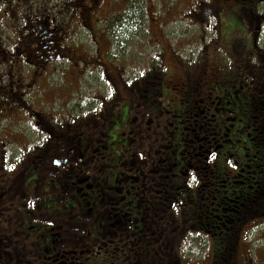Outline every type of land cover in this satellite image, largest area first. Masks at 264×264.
<instances>
[{
	"label": "rangeland",
	"instance_id": "374dc122",
	"mask_svg": "<svg viewBox=\"0 0 264 264\" xmlns=\"http://www.w3.org/2000/svg\"><path fill=\"white\" fill-rule=\"evenodd\" d=\"M52 1L56 3L55 15L58 19H66V8L71 5L69 0H65L67 3L62 0H41V5L47 8L48 5H52ZM127 4L132 7L139 6L144 15H141L142 21L137 24L138 26L133 24L131 29H128V24H123L125 22L121 19L122 13L119 14L125 10ZM105 5L107 6L98 14L99 17L107 12L115 14L107 21L98 23L93 29L75 23L76 18L70 22L66 29L67 34L61 41V45L71 49L67 59L45 62L49 63L46 66L38 58L37 64L23 65L26 71L38 72L34 82L38 97V110L30 109L22 115H19L18 110H5L3 108L4 97L0 96V173L3 170L8 175L16 172L18 176L14 180L17 185L24 176L26 185L21 186L20 189V210H23L24 199H28L26 197L28 194L33 196L36 193V187L41 190L42 194L38 196L33 206L37 209L36 218L39 216L45 224L49 223L50 217L45 210H38L41 201L46 196L60 193V190L63 192L74 187L69 175L78 163L72 162L69 156L61 157V155L54 154L52 146L59 144L60 139L56 140V132H53L55 130L50 132V127L46 126L44 121L48 123L53 120L55 123L68 124V134L73 136L82 133L83 127L85 139L91 145L93 143L91 137H94L95 129L101 126L98 121L103 122L104 118L109 121L110 117L121 115L120 117L124 120L129 116L130 122L133 123L136 110L146 111L143 108L152 102L148 99L147 88L143 87L144 80L149 76L153 82L154 77L158 75L160 82L163 83L160 89L170 98L165 103L162 99H157V102H160L157 106L153 103L154 110L158 114L154 128H160L161 142L166 145L162 148V155L169 152L170 145L177 137V130H179V137L187 135L186 144H191L190 147L187 146L190 150L189 158H194L197 153L203 154L198 149L200 146H203L201 149L205 150V144L202 141L198 142L197 138L208 137L211 131L218 130L217 127L214 130L211 129L216 123V120H211V115L216 106V103H212L215 102L214 96L219 93L214 92L213 88L211 90V87L215 84H222L227 90L233 92L238 104L240 102L244 104L249 99L247 92L251 84L245 77L248 72L247 57L253 43V31L250 24L251 4L248 1L235 3L233 10L229 12H220L223 22L222 32H219V25H216L217 18L211 21L214 23H212L215 26L214 30L205 23L201 25L195 23L196 17L188 14V9L193 5L192 0H112V3L106 2ZM130 12L132 8L128 7L123 16H127ZM8 32L0 28V57L5 54V49H8L5 38ZM257 36L259 38H257V45L261 44V49L264 50V30L259 31ZM250 59L253 60L252 57ZM3 69L5 68L0 63V83L2 84L8 76V73L3 75L1 72ZM31 72L24 73L27 75L25 79L30 77ZM191 85L194 86L193 92ZM30 86L28 90L32 94L33 89ZM138 87L144 91V97L140 96ZM126 88L135 89V102L131 99V95L126 93ZM156 88L151 86L150 91ZM125 95L126 98L120 100ZM209 95L210 99L207 98ZM190 109L192 110L189 118L191 124L187 126L186 121ZM242 122L244 120H240V123ZM119 126L117 124L115 128ZM206 128L209 129L206 130ZM246 132L251 134L252 129L243 128L239 134L246 137ZM189 139H194V141L190 142ZM243 141L242 143L248 147L244 154L246 156L252 148L253 141L247 138ZM46 142L51 148L47 149ZM126 142L127 140L122 143L126 144ZM36 146L45 147V150L51 154L43 158L39 168L32 163V152H29L31 147L35 150ZM183 155L185 156L184 152ZM51 156L59 157V159L67 158V161L65 165H52ZM91 158L94 159L93 156ZM201 159L206 162L203 157ZM234 159L241 165L243 160L248 158L236 154ZM190 161L193 162L192 159H188L187 162ZM181 162L175 166L174 173L184 178L185 165L183 163L185 161ZM90 164L92 165L93 162L90 161ZM218 168H222V165L219 164ZM119 170L120 168L111 169L112 173L109 176L114 178ZM200 176L203 185H209L212 182L208 174L201 173ZM41 177L45 180L42 179L39 183ZM49 180L59 190L43 192L47 190ZM189 182L184 185L182 181L183 187L179 195L178 192L176 194L187 213L184 221H187V225H192L196 221L197 207L203 202L202 195L206 194L208 188L203 186L197 192L199 188L197 178L192 177ZM172 183L174 186L175 183L181 184L178 177H173ZM14 192L15 190L11 188V197L16 194ZM53 205L54 209L62 208L60 202L53 203ZM178 216L182 218L179 214ZM51 217L58 219L57 225L49 220L52 226H56L53 232L63 230L64 237L67 239L76 242L83 240L82 235L74 232L72 228L76 226L72 222L73 212L64 209L59 216L57 214ZM33 225H36L34 226L36 230L34 239L38 240L39 224L36 221ZM196 226L191 229V235L186 238L184 246L179 247L180 264L212 263L213 239L201 230L199 231V226ZM55 236L58 235L54 234ZM237 250L238 264H264V217L253 218L243 226ZM249 259L250 263H248Z\"/></svg>",
	"mask_w": 264,
	"mask_h": 264
},
{
	"label": "trees",
	"instance_id": "16d2710c",
	"mask_svg": "<svg viewBox=\"0 0 264 264\" xmlns=\"http://www.w3.org/2000/svg\"><path fill=\"white\" fill-rule=\"evenodd\" d=\"M128 7L132 8V12L123 16ZM140 10L137 5L132 7L127 4L125 10L119 13H122L121 19H124L125 23L123 24H128V29H131L133 24L137 25L142 21L141 15H144L143 10L142 12ZM257 53L260 55L257 56L259 58H255L253 55L247 57L248 72L245 79L251 84L247 92L248 102L244 104L240 102L236 109L238 115L244 120L239 125L242 126L239 127L240 130L250 127L252 136L249 132H246V135H248V140L253 141L249 154L245 156L248 158V164L244 170H240V174H244L242 175L244 180L242 177L240 178L243 182H240L239 189H232L230 192L232 194L228 195L226 190L230 188L228 186L221 187L226 195L224 200H221L222 191L220 190L221 193H219L212 186L208 187L207 194L202 195L204 197L202 204L197 207L195 223L187 225V221H184L187 213L182 201L178 199L179 192L183 187L182 175L180 177L174 173L175 166L180 163L178 159L183 157V137H179V130H177V137L170 145L169 152H165L163 155L161 152L163 142L159 144L151 141L149 143L151 150L147 153V150L143 149L145 146H141L143 142L139 140V149L141 150L138 160L136 153L131 151V144L132 142L134 144L135 139L131 137L130 133L126 137L123 132H120L122 130L131 132L132 123L129 116L126 120L119 115L110 117L109 121L104 118L103 122L98 121L101 126L95 129L94 137H91L93 143L90 145V151L94 157V159L91 158L93 172L89 171L80 156L77 159L78 166L69 175L74 187L63 192L60 190V193L51 194L44 198L47 202L61 203L62 208L56 209L58 212L55 214H49L48 210L45 211L51 218H49L51 223L57 225L58 219L51 216L57 214L59 216L66 207L68 212H73L72 222L76 224L75 227H72L74 232L81 234L83 240L80 239L76 242L67 239L64 237L63 230L53 232L56 226H52L49 220V223L45 224L39 219V216L36 218L37 209H34L33 204L29 202L30 199H24L25 206L23 210H20V189L21 186L26 185L24 176L17 185L14 180L18 176L16 172L8 175L3 170L0 173V264H105L104 260H107L106 264H180L179 247L184 246L186 238L191 235V229L195 228L196 225L199 226V231H204L203 233L213 239L214 256L211 264H236L235 251L243 226L253 218L264 217V50L261 49ZM161 84L163 83L160 82L158 75L154 77L153 82L149 76L144 80V88L157 87L150 93V96L154 97L155 106L160 104L157 102L156 96L162 87ZM138 88H140L138 91L140 96L144 97V91L141 87ZM125 90L130 95L135 92L134 88H126ZM34 110H38V107ZM22 111L26 113L30 109H23ZM191 113L192 110L190 109L186 121L187 126L191 124V120H189ZM44 124L50 127V132L55 130L53 132H56V140L60 139L58 144L60 149L62 145H67L68 151H82L84 140H86L83 127L82 133L73 136L68 134V124H59L52 120L48 123L44 121ZM117 124L120 126L115 128ZM49 140L50 138H48ZM126 140L129 142L128 150L126 144L122 143ZM48 144L45 143L47 149L51 148ZM32 147L29 150L33 156L32 163L35 164L36 168H39L43 158L51 154L45 150V147L36 146L35 150ZM116 150L118 152H115ZM55 152L54 148V154ZM107 155H109L108 160L113 164L116 161L118 165H121L123 178L117 182L118 176L115 184H111L114 186L115 195L107 194L110 197L107 201L109 214L107 212L104 215L97 211L94 215L95 219L88 224L85 219L89 217V208L86 207L88 201L91 200L97 209H102L101 204L104 196L102 183L99 182V170H102L101 160ZM163 156L169 160L167 166L160 161ZM51 159L54 157L51 156ZM135 167L139 168L138 177L135 174ZM88 171L93 175L92 183L88 181L90 176ZM173 177H178L181 184L175 183L174 186ZM242 183L244 184L242 185ZM88 184L91 186L88 187ZM116 184L117 186H115ZM61 186L64 185L61 183ZM11 188L15 190L14 197H11ZM54 190L59 189L55 187ZM243 193L249 197L247 202H242L238 198ZM73 200H76L78 205L68 203V201ZM239 208H241V212ZM178 214L182 217L181 219ZM104 218L120 231L119 241L123 245L121 251L107 257L104 256L101 249L103 236L101 235L100 222H103ZM36 221L39 224L38 240L37 238L34 239L36 225L33 224ZM89 230L95 232L96 239L87 237ZM54 234L58 236L54 237Z\"/></svg>",
	"mask_w": 264,
	"mask_h": 264
},
{
	"label": "flooded vegetation",
	"instance_id": "af4514ba",
	"mask_svg": "<svg viewBox=\"0 0 264 264\" xmlns=\"http://www.w3.org/2000/svg\"><path fill=\"white\" fill-rule=\"evenodd\" d=\"M62 1L64 3H67V1L65 0ZM246 1L251 4L252 14L250 15V24L252 25L253 31V43L252 47L248 51V55H253L255 58H259L257 56L260 55H258L257 51L260 52V48L262 46L261 44L257 45V35L259 30L264 29V0H192L193 5L188 9V14L196 17V24L201 25L202 23H205L213 30L215 29V26L212 25L213 22L211 21H214L215 18H217L216 25H219V32H222L223 22L221 21L222 19L220 17V12H229L233 10L232 7L235 3ZM69 2L71 3V5L70 7L66 8V19L64 18L62 20H59L57 15H55L56 3L54 2L51 6L48 5L47 8H44L41 5V0L39 2L38 0H0V28H4L9 31L7 36L5 37L8 43V49H5V54L0 57V63H2V66L5 68L1 70V72H3V75L5 73H8V76L5 77L4 83H0V96L4 97L3 102L5 103V105L3 106V108L5 110H18L19 115H22L24 113V111H22L23 109H35L36 107H38L36 85H34V82L38 76V72L32 71V73H30V77L28 79H25V76L27 77V75L25 74L31 72V70H24L23 65L26 63L37 64L38 58L46 63L62 60L63 58L67 59V57L71 53V49L68 46L64 47L63 45H61V41L65 38V35L67 34L66 29L69 27L70 22L74 18H76L75 23H79L80 25L88 29H93V27H97L98 23L105 20L107 21L109 15L113 14L111 12H107L100 17L98 16V14L106 8L107 5H105V3H112V0H69ZM28 86L32 87V94L29 93ZM212 88L214 89V92H217L219 94L214 96L215 102H212L216 103V106L214 107V113L211 115V120H216V123L214 124V127H211V129L214 130V128L217 127L218 130L214 132L211 131V135L208 136L209 138H197L198 142L202 141L205 144V150L201 149L203 146H200V148H198L205 155H203L202 153H197L194 155V158H189L190 150L189 148H187V146L190 147L191 144H186L187 135L183 137V152L186 156L183 155L184 158L182 157V159L178 160L182 161L181 163L185 161V163H183V165H185V171L183 172L184 178H182L184 184L186 182L190 183L189 181L192 177L197 178L199 182H197V186L199 187H197L198 192L203 188L200 186L202 185V178L200 175L201 173H204L205 175H210V179L212 180L209 185L204 184V187L208 188L212 186L217 190V192L221 193V190L223 193V189H221V187L228 186L230 189H227L226 191L228 195H231L232 193L230 192L232 191V189H239L240 182H243L244 180V177L242 176L244 174H240V170H244L245 166L248 164V160H243V164L241 163L240 165V163L236 162L234 156L237 154L245 158L244 154L245 151L247 152L248 147L243 144V139L247 138L248 140V135L244 137L243 135L239 134V131H241L240 128L242 126H239L241 123H237V121L243 120V118L238 115L237 110L235 111V109L238 108L240 104L235 101L233 92L227 90L222 84H215L211 87V90ZM193 89L194 86L191 85L192 92ZM152 92L153 91H150V88H147V94H149L148 99L152 100V103L146 104L147 106L143 108V110L146 109L145 112L136 110V116L132 123L131 132L124 130L120 131L123 132L126 137L129 136L130 133L131 137L135 139L134 144L133 142L131 144V151L136 153L138 160L140 158L139 151L141 150L139 149V140L143 142L141 146H145V148L143 149H146L147 153L149 150H151L149 144L151 141L161 144V130L159 127L154 128V122L156 121L158 114L153 107L154 97L152 98L150 96V93ZM126 93L130 94L128 91ZM156 97L158 98V100L162 99L164 103L165 101L170 100L169 96L165 95L162 89L158 90V95ZM125 98L126 95L124 97H121L120 100H124ZM207 98L210 99V95ZM131 99L135 102L134 93L131 95ZM230 121L233 122L231 123ZM158 126H160V124ZM207 129L209 128H206V130ZM144 132H146V134H144ZM188 141L193 142L194 139H189ZM128 145L129 142L127 141V147L125 146L127 150ZM164 146L165 143L163 142V147ZM54 148L56 150V156H60V154L61 157L69 156L74 159L72 162H77V159L81 156L83 163L86 165V167H88L90 172H93V170L91 169L92 166L90 164V161H92V154L90 151V145L86 140H84L81 152L78 150L77 152L68 151L67 145H62L60 149L59 145L57 144L54 146ZM159 149L161 148L159 147ZM108 156L109 155H107V157L105 156L103 160H101L102 170H99V182L102 183V193L104 196L102 198L101 204L102 209H97L95 207L96 205L93 204L91 200L88 201L86 207L87 209L89 208V217L85 218L88 224L90 223V221H93L95 219L94 215L95 213H97V211L99 213L102 212L104 215L105 213L107 214L109 210L107 209V201L110 198L107 196V194L115 195L114 186L112 185L115 184L116 177L119 176L117 182L120 179L122 180L123 178V168L121 167V165H118L116 161L113 164L108 160ZM202 157L206 162L202 161ZM56 158L59 159V157H54V159H52V165H65L67 158H60V160ZM188 159H192L193 162L190 161L188 163ZM160 161H162L163 165L167 166L169 160L165 159V157L163 156L162 160ZM209 161L210 164H208ZM219 164L222 165V168H218ZM113 168H120V170L114 175V178H111L109 175H111L112 172L110 170ZM230 168H232L233 170H231ZM138 170L139 168L135 167V174L137 177ZM89 171L88 174L90 176L88 177V181L92 183L93 175L92 173H89ZM241 177L243 178V180H240ZM42 179L44 178L41 177L39 183H41ZM224 183H226V185H223ZM53 184L51 181L47 182V190L43 192L54 190L55 184ZM243 184L244 183H242V185ZM90 186L91 185L88 184V187ZM115 186H117V184ZM36 189V193L33 196H30L28 194V198L30 199V202L32 204L35 203V200L38 198V196L42 194L41 190L38 189V187H36ZM222 193L221 200H224L226 195ZM244 194L245 193L239 195L238 198L242 202H247L249 197L245 196ZM68 203L78 205L76 200L68 201ZM53 207V202H47L45 199H43L41 201L40 207H38V210L45 209V211L48 210L49 214H55V212H58V210L54 209ZM66 209L67 208L65 207V210ZM74 209H76V207H74ZM239 210L240 212L242 211L241 208H239ZM100 229L101 235L103 236V239L101 241V249L103 250L104 256L107 257L111 254L115 255L116 253L121 251L123 246L122 242L119 241L121 233L118 229L115 228V225L108 223L106 221V218H104L103 222H100ZM94 234L95 232H93V230H89L87 237H93L94 239H96V234ZM237 253L238 250L236 249V264H238ZM104 262L106 264L107 260H104ZM248 263H250V259L248 260Z\"/></svg>",
	"mask_w": 264,
	"mask_h": 264
}]
</instances>
